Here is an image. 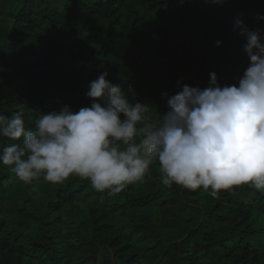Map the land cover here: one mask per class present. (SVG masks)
<instances>
[{
  "label": "trees",
  "instance_id": "obj_1",
  "mask_svg": "<svg viewBox=\"0 0 264 264\" xmlns=\"http://www.w3.org/2000/svg\"><path fill=\"white\" fill-rule=\"evenodd\" d=\"M238 17L264 33V0H0V114L22 110L33 127L78 111L108 72L155 118L165 94L206 88L212 72L238 83ZM161 175L153 164L109 195L77 176L25 184L0 163V264H264V195L242 184L214 198Z\"/></svg>",
  "mask_w": 264,
  "mask_h": 264
},
{
  "label": "clouds",
  "instance_id": "obj_2",
  "mask_svg": "<svg viewBox=\"0 0 264 264\" xmlns=\"http://www.w3.org/2000/svg\"><path fill=\"white\" fill-rule=\"evenodd\" d=\"M223 3V0H214ZM235 27L249 64L238 83L183 85L153 118L151 104L101 73L88 83L90 106L42 112L33 127L24 113L0 114V163L25 184L63 183L71 176L115 195L142 182L159 165L161 181L212 197L242 184L264 195V33ZM220 43V42H218Z\"/></svg>",
  "mask_w": 264,
  "mask_h": 264
}]
</instances>
